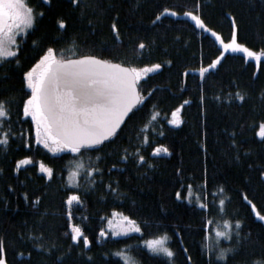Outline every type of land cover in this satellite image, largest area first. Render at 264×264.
<instances>
[{
  "label": "trees",
  "instance_id": "obj_1",
  "mask_svg": "<svg viewBox=\"0 0 264 264\" xmlns=\"http://www.w3.org/2000/svg\"><path fill=\"white\" fill-rule=\"evenodd\" d=\"M26 3L36 11L43 9L44 15L20 40L15 59L0 61V98L19 99L25 95L22 72L50 43L57 55L64 49V58L94 54L136 67L160 63L161 68L141 77L138 90L145 98L118 134L79 154L51 153L42 145L25 148L23 130L30 126L31 119L21 117L18 121L16 102L6 104L10 118L0 117V133L9 129L16 133L15 137L9 136L7 145L0 144V238L5 242L8 264H123L116 255L121 251L136 264H185L187 256L192 257L191 264H208L209 255L215 260L216 251L229 246L213 228L219 225L223 230L225 218L242 219V233H250L245 246L235 254H227V264L261 260L264 224L251 213L243 195H248L264 214V178L259 176L264 171V137L256 135L259 122L264 120V56L257 60L224 50L217 66L201 76L199 68L207 66L221 49L210 33L197 30L194 22L181 16L195 10L196 0H83L80 6L72 5L71 0ZM164 8L179 15L163 13ZM158 12L162 15L157 21ZM199 12L225 42L231 36L234 17L239 42L254 51L264 49V0H199ZM117 15L119 41L110 30L112 18ZM58 18L67 21L64 29L56 24ZM141 40L145 47L138 49ZM237 91L243 100L235 99ZM177 106H181V123L169 124L171 110ZM145 137L147 142L142 144ZM233 139L237 142L235 148ZM157 144L165 145L169 152L153 154L151 149ZM137 148L152 167L144 161L136 163ZM237 149L239 161L235 159ZM122 155L128 158L121 160ZM25 156L29 160L17 166L16 161ZM41 163L54 169L52 176L46 178ZM73 163L80 165L75 170L76 186L67 183ZM88 168L100 171L90 178ZM177 168L181 169L179 174ZM205 168L206 184L201 183ZM190 174L192 179L188 178ZM190 183L193 187L189 192ZM106 185L118 191L112 192ZM177 188L182 194L188 193L193 203L177 200ZM221 188L225 212L213 203L221 199ZM69 191H76L80 197L71 206L64 203ZM36 196L41 199L33 204ZM197 197L208 204L203 211L195 207ZM68 211L72 223L81 225L89 237L88 246L82 237L71 240ZM112 212L136 219L142 231L112 236L106 227ZM101 227L109 234L97 240ZM29 231L33 237L27 236ZM164 233L170 237L167 246L175 253L171 261L138 243ZM36 234L42 237L37 239ZM36 243L43 247L35 248Z\"/></svg>",
  "mask_w": 264,
  "mask_h": 264
},
{
  "label": "snow or ice",
  "instance_id": "obj_2",
  "mask_svg": "<svg viewBox=\"0 0 264 264\" xmlns=\"http://www.w3.org/2000/svg\"><path fill=\"white\" fill-rule=\"evenodd\" d=\"M47 3V0H44ZM72 5L80 6L83 0H71ZM85 5L84 7H87ZM163 13L175 16L179 13L174 12L172 9L164 8ZM44 15L43 9L36 11L35 7L26 3V0H0V59L4 57H15L18 55L19 48L17 45L20 41L17 38V33L23 34L25 29H30L35 24L36 20ZM83 15V9L81 11ZM162 13H156L155 19L158 21ZM183 15L191 18L194 21L197 30H203L210 33L215 38V41L220 45L219 55L207 66H201L199 73L203 76L207 71L214 69L221 57L225 55L224 50L241 51L245 58L254 57L260 60L264 56V49L254 51L252 48L240 43L238 39V25L233 17L231 20V36L225 42L221 38L219 32L213 31L199 12V0H196L194 11H185ZM231 17L232 14L228 13ZM118 15L112 18L110 30L114 34V39L119 41L121 39L116 23ZM92 23L91 20L88 21ZM56 24L60 29L66 27L67 21L63 18H58ZM33 44L37 41L33 40ZM145 43L143 40L137 45L138 49H143ZM60 55H57L54 44H48L42 47L39 55L22 72V84L26 89L25 95L17 99L14 96L7 98H0V117L10 118V109L6 108V104H11L14 101L17 104V120L20 121L21 117H30V126L23 130V146L28 148L33 145H42L51 153L58 152H71L79 154L83 150H87L90 146L101 145L102 142H107L109 138L118 134V129L122 127V123L126 122V117L132 112L136 105L144 100V95L138 91V84L142 76L161 68L160 63L145 64L142 67H136L132 64H124L113 62L111 59L101 58L94 54L74 55L73 58L65 59L63 56L64 49L61 48ZM139 55V52L137 53ZM17 64L20 61H16ZM167 63H171L168 61ZM188 70L185 69V72ZM7 88V86H4ZM151 91V89H149ZM230 97H224L229 99ZM217 99H220L217 96ZM235 99L241 101L244 96L239 93L235 94ZM204 96L201 94V114L204 113L203 107ZM186 104L187 101H183ZM181 106L172 108L171 119L168 120L169 124L179 125L181 123ZM23 123V121H21ZM2 125V122H0ZM148 127L147 124L144 125ZM163 133H161L162 135ZM15 137L16 133L11 132L9 129L7 133H0V144L7 145L9 143V136ZM204 134L202 133V136ZM235 136V132L232 133ZM257 136L264 137V120L259 122V127L256 132ZM147 137L141 143H146ZM236 140H231L232 146L236 147ZM201 143V148H204ZM246 153L250 149L244 150ZM153 154L161 152L168 153L169 148L163 144H157L151 149ZM140 149L135 151L136 163L144 161L148 167H152L150 161H146L145 156L140 155ZM127 155H122L121 160H126ZM235 159L239 161V149L235 154ZM29 160L25 156L22 160H17L16 165L26 163ZM80 167V165H77ZM115 167V165H113ZM251 167V165H249ZM264 167V165H262ZM40 169L46 174V178L53 175L54 169L40 164ZM15 170V169H14ZM89 177L93 176L94 172H99V169L88 168L86 169ZM177 173L181 169H176ZM76 172L73 171L69 174L67 180L68 184L73 183V177ZM259 176L264 178V171L259 172ZM192 179L191 174L188 177ZM91 182V180L89 181ZM201 183H207V169L204 170V176ZM109 187L112 192H117L116 188ZM189 192L193 185L190 183L188 186ZM11 188V185H9ZM175 198L177 200H188L193 203L188 193L182 194V189L177 188L175 191ZM221 199L213 201L214 204L221 206L220 212H225L223 207L226 204L224 190H220ZM25 199L27 196L25 194ZM41 199L36 196L32 203L36 204ZM80 197L76 191H69L64 198V203L71 206L73 202H78ZM243 200L250 206L251 213L254 214L259 221H264V214L257 209V205L249 199L248 195H243ZM195 207L203 211L208 207L207 203L201 201L200 197L195 199ZM68 218V227L71 229V240L77 241L78 238L83 239V244L88 246L90 244L89 237L84 234L81 225L72 223V214L70 211L66 213ZM113 215H120V220L113 223L111 217L107 221V229L111 230L112 236L125 235L127 233H140L142 226L136 219L130 216L113 213ZM230 216L233 214H229ZM207 228V224L204 225ZM243 220L225 218L223 220V230H215L217 237H223L228 241V247L219 248L215 253V260L209 255L208 264H217V261L227 264L226 256L229 253L235 254L243 246L247 244L250 238V233H242ZM109 232L106 228L99 229V235L96 239L99 240L102 236H107ZM179 235V232L177 231ZM28 237H33V233L29 231ZM42 234H36L39 239ZM166 240H170L167 233L163 235L150 236L146 240H141L138 243L146 245L147 249L152 253H159L166 256L170 261L174 259V251L172 248L165 244ZM183 243V241H181ZM35 248L43 247L42 244L36 243ZM264 248V246H262ZM44 251H48L44 248ZM187 253L188 249H183ZM22 255L23 253H17ZM202 254L203 245H202ZM107 255V253H105ZM123 260V264H136L131 259L127 252L121 251L116 253ZM262 259L259 261H249L247 264H264V253L261 254ZM192 257L187 256L185 264H191ZM0 264H8L6 246L3 238H0ZM239 264V262H237Z\"/></svg>",
  "mask_w": 264,
  "mask_h": 264
},
{
  "label": "rangeland",
  "instance_id": "obj_3",
  "mask_svg": "<svg viewBox=\"0 0 264 264\" xmlns=\"http://www.w3.org/2000/svg\"><path fill=\"white\" fill-rule=\"evenodd\" d=\"M181 16L182 17H187V16H185V15H183V13L181 14ZM187 18H189V17H187ZM190 20H191V18H189ZM192 21V20H191ZM192 22H194V21H192ZM29 29H25V32L23 33V34H21V33H17V38H18V40L20 41L23 37H24V35H25V33L28 31ZM226 51H228V50H226ZM230 51V50H229ZM236 52H241V51H236ZM242 53V52H241ZM4 58H7V57H4ZM4 58H2V59H4ZM2 59H0V61L2 60ZM143 77V76H142ZM31 119V118H30ZM77 165H78V163H73L72 164V170H71V172H73V171H75L76 169H77ZM70 172V173H71ZM76 172V171H75ZM69 173V174H70ZM77 175V174H76ZM76 175L73 177V183L72 184H70L71 186H76ZM113 213L114 212H112L111 213V215L109 216V217H111L112 218V220H113V223H116L117 221H119L120 220V215H113ZM115 213H117V212H115ZM117 214H120V213H117ZM108 217V218H109ZM108 218H107V221H108ZM257 218V217H256ZM258 219V218H257ZM263 222V224H264V221H262ZM106 227H107V223H106ZM223 227V226H222ZM213 228L215 229V228H217L218 230H222V229H220L221 227L219 226V225H214L213 226ZM108 231L110 232V234H111V230L110 229H108ZM128 234H130V233H127V234H125V235H128ZM117 236H124V235H117ZM165 244H166V241H165ZM167 245V244H166ZM142 246H144V247H146V245H143L142 244ZM147 248V247H146Z\"/></svg>",
  "mask_w": 264,
  "mask_h": 264
},
{
  "label": "water",
  "instance_id": "obj_4",
  "mask_svg": "<svg viewBox=\"0 0 264 264\" xmlns=\"http://www.w3.org/2000/svg\"><path fill=\"white\" fill-rule=\"evenodd\" d=\"M70 58H73V57H70ZM70 58H66V59H70ZM113 62H115V61H113ZM138 91H139V90H138ZM130 113H131V112H130ZM129 115H130V114H129ZM129 115H128V116H129ZM128 116H127V117H128ZM127 117H126V118H127ZM123 124H124V123H122V125H123ZM118 130H119V129H118ZM95 146H96V145H95ZM90 147H91V146H90Z\"/></svg>",
  "mask_w": 264,
  "mask_h": 264
},
{
  "label": "bare ground",
  "instance_id": "obj_5",
  "mask_svg": "<svg viewBox=\"0 0 264 264\" xmlns=\"http://www.w3.org/2000/svg\"><path fill=\"white\" fill-rule=\"evenodd\" d=\"M70 58V57H69ZM66 59V58H65ZM103 143V142H102ZM91 147H93V146H91Z\"/></svg>",
  "mask_w": 264,
  "mask_h": 264
}]
</instances>
